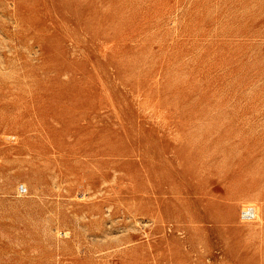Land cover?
I'll return each mask as SVG.
<instances>
[{"label": "rangeland", "instance_id": "rangeland-1", "mask_svg": "<svg viewBox=\"0 0 264 264\" xmlns=\"http://www.w3.org/2000/svg\"><path fill=\"white\" fill-rule=\"evenodd\" d=\"M0 264H264V0H0Z\"/></svg>", "mask_w": 264, "mask_h": 264}]
</instances>
